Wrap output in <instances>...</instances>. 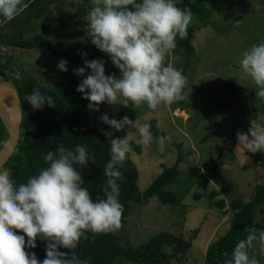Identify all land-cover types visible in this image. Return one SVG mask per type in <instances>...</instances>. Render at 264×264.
<instances>
[{
	"label": "rangeland",
	"instance_id": "374dc122",
	"mask_svg": "<svg viewBox=\"0 0 264 264\" xmlns=\"http://www.w3.org/2000/svg\"><path fill=\"white\" fill-rule=\"evenodd\" d=\"M190 1L198 4L207 16L200 17L191 11L189 27L193 26L194 31L190 53L186 45L176 41L177 47L166 60L187 78V98L156 110L146 104L126 107L105 102L99 105V111L89 109L84 118L109 131L112 128L101 117L122 114L133 121L150 123L154 137L171 136L172 143L159 152L155 143L143 145L135 128L124 127L129 139L128 155L138 168L141 191L165 167L176 164L178 175L164 187L175 194L176 201L162 203L152 196L135 203L118 231L119 240L126 246L138 245L156 232L168 230L191 241L185 264H207L205 246L228 227L230 200L248 201L255 187L264 184V152L247 151L243 145L238 146L237 137L238 132L248 133L253 122L264 125V98L256 96L257 86L239 63L244 51L264 42V0H232V7L220 12L211 9L209 0ZM92 7V0H52L49 10L39 16H29L33 10L24 7L13 19L3 21L0 63L5 79L12 85L20 77L41 86L65 82L69 73L58 69L51 49L12 45L9 41L41 33L43 24L50 19L52 28L44 37L64 45L74 39L91 42L86 17ZM3 79L0 75V81ZM7 136L0 118V149ZM215 158L217 167L204 170V164ZM203 178L208 182L203 184ZM212 190L217 192L215 196L210 195ZM221 197L227 207L215 206L214 202ZM254 213L258 224L249 231L258 234L264 231V202L254 208ZM249 255L264 264V255L258 249H249ZM231 258L232 254L226 260ZM122 264L131 263L124 260Z\"/></svg>",
	"mask_w": 264,
	"mask_h": 264
},
{
	"label": "clouds",
	"instance_id": "9594fccd",
	"mask_svg": "<svg viewBox=\"0 0 264 264\" xmlns=\"http://www.w3.org/2000/svg\"><path fill=\"white\" fill-rule=\"evenodd\" d=\"M92 5L86 17L87 35L93 45L110 56L121 77L106 75L102 60L85 59V67L74 69L76 75L85 77L77 91L90 102L89 109L99 111V105L107 102L126 107L146 104L156 110L161 105L185 100L187 78L166 60L177 47V37L186 38L191 10L177 7L175 0H92ZM24 7L23 0H0V17L11 20ZM239 63L243 73L257 86L256 96L264 98V42L244 51ZM67 64L61 60L58 69L67 72ZM88 69L91 71L86 75ZM26 99L34 109L56 104L54 96L42 93L39 88ZM101 119L117 131L126 125L135 128L140 142L146 146L155 143L159 152L172 143L170 135L154 137L151 124L139 119L133 121L125 116L118 121L107 114ZM237 137L238 146L243 145L252 153L264 152V125L253 122L248 133L238 132ZM109 142L110 159L103 168L104 198L95 201L83 187L84 179L76 167L85 168L89 161L96 162L85 145L68 148L59 144L57 151L44 155L47 167L18 185L11 170L0 166V264H89L75 252L81 238H88L85 233H115L121 229L123 205L119 201V181L123 179L121 167L130 151L129 139L126 135ZM38 237L48 241L42 262L34 252L26 251L36 247ZM61 248L71 251L63 252ZM253 248L264 255V231L258 234L252 231L239 239L232 258L224 264H260L255 256L249 255V249Z\"/></svg>",
	"mask_w": 264,
	"mask_h": 264
},
{
	"label": "trees",
	"instance_id": "16d2710c",
	"mask_svg": "<svg viewBox=\"0 0 264 264\" xmlns=\"http://www.w3.org/2000/svg\"><path fill=\"white\" fill-rule=\"evenodd\" d=\"M51 2L52 0H23L25 7L35 11H30L29 16H39L46 13ZM176 5L181 9L189 8L200 17L207 16L198 4L192 3L190 0H180ZM232 5V0H209L211 9L218 12L228 10ZM51 28L52 21L47 19L43 24L41 33L34 34L30 38L20 36L18 39L9 41L12 45L44 46L51 49L58 63L61 60L68 62L67 72L69 76L65 82L54 86H41L25 77L13 80V86L16 87L20 96L23 115L16 149L12 152L5 167L7 166L11 170L14 183L17 185L26 183L30 177L37 175L41 169L47 167L43 157L48 151H57L59 144H63L68 148H73L78 144L85 145L89 150V154L95 157L96 162L89 161L85 168L79 165H76V167L84 179L83 187L89 190L92 199L95 201L98 198H104L106 177H104L103 168L110 159L109 141L112 138H123L127 135V132L125 128L120 131L114 128L105 131L102 126L90 123L84 118L89 110L88 105L90 102L83 98L84 94L78 92L77 87L85 77L76 75L73 70L85 67L84 61L87 59L89 61H104L105 74L108 76L112 74L118 76L121 75V72L112 63L110 56L100 51L91 42L74 39L64 45L62 42L56 43L44 37V34L49 33ZM193 31L194 27L190 26L186 38L180 39L177 37V43L186 45L189 53L191 48L190 38ZM0 70L3 72L1 63ZM90 71L88 69L86 75ZM37 88L42 93L55 97V107H49L45 104L43 108L34 109L28 103L27 96ZM108 116L118 121L123 119L122 114ZM106 132L112 135L106 136ZM217 161L218 158L212 159L204 164L203 169H215ZM121 172L123 179L119 181V201L123 205L122 223L126 220V215L135 203L147 201L152 196H156L162 203H174L176 201L175 194L164 189L178 175L176 164L172 167L163 168L162 172L143 191L140 190L138 185V168L128 154L121 167ZM202 182L205 184L208 181L203 178ZM216 194L215 190L210 192L211 196ZM263 202L264 184H258L255 187L253 195L248 201L241 198L230 200L229 206L232 212L228 227L205 246L204 258L207 264H224L226 258L232 254L237 241L246 238L250 232L249 228L258 224L255 221L254 208ZM214 204L218 207L228 206L222 197L217 199ZM17 234L23 235L22 232ZM85 235L88 238H81L75 252L81 260H88L89 264H122L124 260L131 264H173L174 262L185 264L191 245L190 240L168 230H160L144 242L138 245L129 244L128 246L120 242L118 231L100 234H93L89 231ZM25 239L27 241L28 238L25 236ZM47 243L46 240L37 239L36 247L26 248V251L29 253L34 252L42 262L46 258ZM60 251L70 252L71 250L61 248ZM224 253L228 255L225 256Z\"/></svg>",
	"mask_w": 264,
	"mask_h": 264
},
{
	"label": "water",
	"instance_id": "95a60500",
	"mask_svg": "<svg viewBox=\"0 0 264 264\" xmlns=\"http://www.w3.org/2000/svg\"><path fill=\"white\" fill-rule=\"evenodd\" d=\"M0 75L4 77V79L0 81V103L7 100L10 111L9 127L3 124L8 133L7 139L0 149V166L3 167L9 160L14 149H16V144L20 136L23 110L16 87L5 79L3 72L0 71Z\"/></svg>",
	"mask_w": 264,
	"mask_h": 264
},
{
	"label": "bare ground",
	"instance_id": "6f19581e",
	"mask_svg": "<svg viewBox=\"0 0 264 264\" xmlns=\"http://www.w3.org/2000/svg\"><path fill=\"white\" fill-rule=\"evenodd\" d=\"M9 116H10V111H9V103L7 100H4L0 103V118L5 124V126L9 127Z\"/></svg>",
	"mask_w": 264,
	"mask_h": 264
},
{
	"label": "built area",
	"instance_id": "2783aa9c",
	"mask_svg": "<svg viewBox=\"0 0 264 264\" xmlns=\"http://www.w3.org/2000/svg\"><path fill=\"white\" fill-rule=\"evenodd\" d=\"M5 20H6L5 18L0 17V24H1L3 21H5Z\"/></svg>",
	"mask_w": 264,
	"mask_h": 264
}]
</instances>
